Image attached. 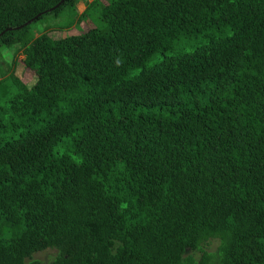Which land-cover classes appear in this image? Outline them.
Returning <instances> with one entry per match:
<instances>
[{
    "label": "trees",
    "instance_id": "trees-1",
    "mask_svg": "<svg viewBox=\"0 0 264 264\" xmlns=\"http://www.w3.org/2000/svg\"><path fill=\"white\" fill-rule=\"evenodd\" d=\"M61 1L0 0L36 77L0 66V264H264V0L93 1L34 39Z\"/></svg>",
    "mask_w": 264,
    "mask_h": 264
},
{
    "label": "rangeland",
    "instance_id": "rangeland-1",
    "mask_svg": "<svg viewBox=\"0 0 264 264\" xmlns=\"http://www.w3.org/2000/svg\"><path fill=\"white\" fill-rule=\"evenodd\" d=\"M93 1H98L100 5H107L108 3L107 0H76L75 5L77 15L73 17V24L70 27H61V23L65 20V18H68L67 14H64L59 18H54L53 16L49 15L42 21L33 24V38L35 39L40 34L49 30H55L51 32L52 36L54 37L69 36L82 31H86L89 28L88 26L93 25V20L95 19L100 6H94V8L91 9L88 18L80 17V15L84 12L89 3ZM0 66L6 74L13 71L14 74L28 86H32L35 83V75L31 71L26 69L22 62V58L18 57V55L15 54V49H2L0 51ZM217 246L218 242L216 240H211L208 244L205 245L204 252L207 255H212L216 252ZM56 255L57 251L55 249H46L43 251L35 252L31 257V260L37 261L38 264H52ZM185 256H190L194 261H198L202 255L200 252L189 250L186 252ZM26 262H29V260H27Z\"/></svg>",
    "mask_w": 264,
    "mask_h": 264
},
{
    "label": "water",
    "instance_id": "water-1",
    "mask_svg": "<svg viewBox=\"0 0 264 264\" xmlns=\"http://www.w3.org/2000/svg\"><path fill=\"white\" fill-rule=\"evenodd\" d=\"M65 0H62L60 3H58L55 7H53L52 9H50L49 11L52 12L54 11L55 9H57ZM40 16V15H39ZM38 16V17H39ZM30 22L26 23L24 26H27ZM22 28V27H20ZM18 29V28H17ZM17 29H14V30H17ZM11 29H8V31H10Z\"/></svg>",
    "mask_w": 264,
    "mask_h": 264
}]
</instances>
